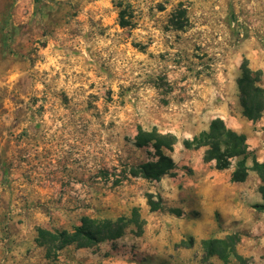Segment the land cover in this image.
Returning a JSON list of instances; mask_svg holds the SVG:
<instances>
[{"label":"rangeland","instance_id":"rangeland-1","mask_svg":"<svg viewBox=\"0 0 264 264\" xmlns=\"http://www.w3.org/2000/svg\"><path fill=\"white\" fill-rule=\"evenodd\" d=\"M243 64L264 95V0H0V264H223L203 241L233 236L243 264H264L257 174L233 183L235 161L217 170L182 144L220 119L264 163V113L251 122L240 104ZM153 130L175 137V169L131 177L154 160L135 145ZM135 211L141 232L113 241L54 258L37 242Z\"/></svg>","mask_w":264,"mask_h":264},{"label":"trees","instance_id":"trees-1","mask_svg":"<svg viewBox=\"0 0 264 264\" xmlns=\"http://www.w3.org/2000/svg\"><path fill=\"white\" fill-rule=\"evenodd\" d=\"M120 16V25L129 26L125 20V12H120ZM171 26L181 29L185 27V24L176 21L171 23ZM260 76V72H251L247 65L243 64L242 76L238 79L243 115L251 122L258 121L264 113L263 90L256 85L260 81ZM175 143V137L170 134H159L156 130L139 132L135 139L136 147L150 146L154 151V160L131 168L129 175L155 181L169 175L175 169V163L166 151L171 152ZM182 144L187 150L204 148V161H213L217 170H226L235 161L230 174V181L233 183L244 182L248 171H254L262 184L260 190L264 192V163L257 162L248 151L245 136L226 128L222 120L214 119L208 131L201 132L190 140L185 139ZM249 157L252 158L251 167L246 165ZM149 205L152 210L160 209L159 204L153 201H149ZM131 225L136 226L141 232L143 221L136 211L129 219L121 217L114 220H98L85 217L72 231L39 230L37 242L45 248L47 257L54 258L56 253L68 246H74L77 249L90 248L102 242L121 238ZM238 240L236 236H233L225 240L203 241V245L209 256L218 257L223 264H227L230 256H234L239 263L243 264V259L237 256L235 251Z\"/></svg>","mask_w":264,"mask_h":264}]
</instances>
